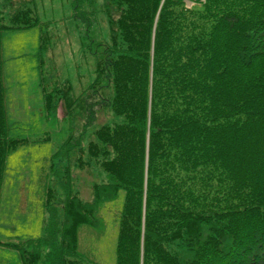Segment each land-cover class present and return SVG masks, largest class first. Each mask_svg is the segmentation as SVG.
Here are the masks:
<instances>
[{
	"label": "trees",
	"instance_id": "1",
	"mask_svg": "<svg viewBox=\"0 0 264 264\" xmlns=\"http://www.w3.org/2000/svg\"><path fill=\"white\" fill-rule=\"evenodd\" d=\"M194 2L73 0L87 37L99 13L108 34L91 37L83 91L43 81L46 112L83 120L49 166L43 235L0 241L22 264H96L82 227L102 229L120 193L116 264H264V0ZM35 7L0 0V61L5 31L41 25ZM27 142L7 132L0 62V201L8 156Z\"/></svg>",
	"mask_w": 264,
	"mask_h": 264
},
{
	"label": "rangeland",
	"instance_id": "2",
	"mask_svg": "<svg viewBox=\"0 0 264 264\" xmlns=\"http://www.w3.org/2000/svg\"><path fill=\"white\" fill-rule=\"evenodd\" d=\"M35 2L41 25L5 31L2 35V45L3 43L4 46L7 45L5 47L7 51H5L6 56L1 54L0 61L3 100L5 102L7 97L9 100L13 97L12 103L16 101V111L21 109L16 119L13 118V129L20 132L16 134L35 139L42 137L46 132L50 137L43 146L25 145L10 156L11 163H8V166L13 167L14 171L6 175L3 185L2 217L5 222L1 224L6 229L10 225L15 226L13 231L18 234L29 231L32 223L27 221L26 216L19 217L18 221L15 220L14 203L22 197L27 201L22 208L28 211L29 216L37 220V210L44 215L42 209L47 170L52 163L59 165L63 162L55 160L54 153L63 147L62 144L68 138L69 128L71 126L79 128L83 120L82 114L64 118L56 113L47 120L43 117L41 121L38 90L43 87V81L47 90H51L54 86L64 87L69 82L72 86V91H69L72 94L73 92L78 94L87 88L94 81L97 68L95 54H92L88 46L91 44L95 49L96 43L91 37L95 36L96 32L99 36L108 34L105 18L99 13L102 22L91 28L87 37L84 24L73 17V0H35ZM40 42L43 47L40 46ZM40 47L43 48V52ZM41 58L44 79L39 64ZM18 117H22V120H17ZM100 119H105L104 112H101ZM83 177L86 176L81 175L78 179ZM21 184L24 188L17 191L16 188ZM85 193L87 194V190ZM122 198L123 193H120L118 199L102 209L104 225L102 229L82 227L81 252L91 262L116 264L118 216ZM10 216L13 218H9ZM40 234L39 227L26 238H36Z\"/></svg>",
	"mask_w": 264,
	"mask_h": 264
},
{
	"label": "crops",
	"instance_id": "3",
	"mask_svg": "<svg viewBox=\"0 0 264 264\" xmlns=\"http://www.w3.org/2000/svg\"><path fill=\"white\" fill-rule=\"evenodd\" d=\"M36 43L34 42V45ZM7 46V45H6ZM6 46H4L3 43V56H6L5 51H7V49L5 48ZM16 50V49H14ZM35 50L37 51V49L35 48ZM33 51V50H31ZM41 89L38 90V94H39V103H38V109H39V117L41 119V121H43V109H42V103H43V97H42V91ZM17 98H18V94H17ZM13 97H10V100L8 99V97L5 100V110H6V118H7V123H8V130H9V134L13 133V136H20L19 134L17 135L16 133H20L18 130H14L13 129V118L16 119L17 115L20 113V110L16 111V101L15 103H12ZM15 105V107H14ZM17 120H22V117H18ZM44 126V125H41ZM44 143L42 144H29L26 146H43ZM8 163H11V159H8ZM11 170V171H9ZM14 168L11 166L7 165V169H6V175L9 174V172H13ZM5 175V178H6ZM4 187V186H3ZM7 189V186H5ZM24 187L21 184L19 188H16L17 191L22 190ZM2 194H3V189H2ZM22 195V194H21ZM27 201L24 200V198L20 197V200L15 202V208L14 210V216H15V220H19V217L22 216H26L27 217V221L32 223L31 226H29L30 230L26 231L25 233H20L18 234L15 230V226L10 225L8 229L5 228V226H3L1 224V222H5V220L2 217V200H1V206H0V238L4 239V240H14V239H28L26 237L30 236L31 233H33L34 231H37L38 228H41V233H42V224H43V219H44V215L43 213L40 214V210H37V220H34L33 216H29V213L27 210L23 209L22 206L23 204H26ZM43 210V209H42ZM9 218H13V216H10ZM41 235V234H40ZM39 235V236H40ZM38 236V237H39ZM22 237V238H21ZM0 264H21L18 258V255L16 253L15 250L11 249V248H7L4 246H0Z\"/></svg>",
	"mask_w": 264,
	"mask_h": 264
}]
</instances>
